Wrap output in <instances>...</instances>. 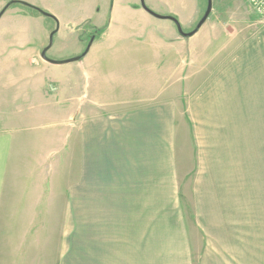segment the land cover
I'll return each instance as SVG.
<instances>
[{"label":"crops","instance_id":"crops-1","mask_svg":"<svg viewBox=\"0 0 264 264\" xmlns=\"http://www.w3.org/2000/svg\"><path fill=\"white\" fill-rule=\"evenodd\" d=\"M9 1L48 12L54 34L94 25L83 53L78 35L50 56L74 65L40 52L41 66H0V264H194L173 150L182 105L201 134L227 140L215 164L203 154L227 166L229 205L198 208L197 264H264V205H252L264 198V22L209 18L185 37L168 17L186 33L197 5L188 17L122 0L0 10ZM12 7L0 18L34 16Z\"/></svg>","mask_w":264,"mask_h":264},{"label":"rangeland","instance_id":"rangeland-1","mask_svg":"<svg viewBox=\"0 0 264 264\" xmlns=\"http://www.w3.org/2000/svg\"><path fill=\"white\" fill-rule=\"evenodd\" d=\"M111 1L113 0H108L109 7ZM122 1H135V3L140 6L143 3L147 9H149V2H153V4L158 5L160 11L173 13L181 17H188L197 5V21L194 26L186 29V33L191 32L195 28L197 22L203 16L207 5V0ZM211 4V12L206 20H227L228 22H224L223 24L226 27L229 26L231 29L246 30L249 29L251 25V29L254 30L260 26L259 21L264 22V19H259L253 15L246 0H211ZM17 6L18 5H13V7ZM36 8L42 10L39 7ZM24 10L29 12L26 9ZM29 13L34 14V16L20 21L8 18L6 15V17L2 16V19L0 18V66H41L30 63V59L33 54H40V52L48 46L50 34L54 31L55 26H52L53 22L51 19L36 12L30 11ZM117 14L124 15L125 12L119 11ZM109 17V13H107L105 21H108L110 19ZM177 22L179 24L178 20ZM226 23L229 25H226ZM93 25V22L77 24L78 33L67 31L62 34L59 33V28H57L58 32H56V34L53 33L52 45L49 50H47V57L50 59L52 55L67 53L72 45L77 44L76 40H78V35L80 39L86 43L82 51L83 53L87 49L86 47L89 43V38L86 39L87 34L85 37V32H89ZM98 32L99 30H93V33ZM72 64L74 65L76 62L60 66H69ZM52 79L55 81L57 80V78H50L49 76V82H53ZM181 108L178 121L175 123L177 132L173 140V150H175V173L179 181V197L183 217L189 234L192 237L193 247L191 249L194 251L193 263L197 264V245H199L201 241L202 234L197 225L198 208L200 209V207L206 206L223 207L229 205L227 166L206 167L204 165L206 159L203 157V154L208 156L210 152V157L212 158L211 164H215L218 158V150L215 151V145L213 146V144L216 143L217 146H222V148L227 147V140L226 137L221 141L218 136L201 134L199 129L197 130L195 128L194 122L191 120V115L187 112L185 107L182 105ZM220 137L222 138V136ZM63 153L64 152L61 153V166L59 171L56 172L60 175L67 174L69 169L66 165L67 156ZM261 169L262 175H264L263 167ZM209 174H211V176H208ZM263 202L264 198L253 199L252 205H264ZM236 205H243L242 201L237 199Z\"/></svg>","mask_w":264,"mask_h":264},{"label":"water","instance_id":"water-1","mask_svg":"<svg viewBox=\"0 0 264 264\" xmlns=\"http://www.w3.org/2000/svg\"><path fill=\"white\" fill-rule=\"evenodd\" d=\"M142 8L144 10H146L147 12H149L150 14L152 15H155L153 14L151 11H149V9H147L143 3H142ZM211 8H212V4H211V0H207V5H206V9H205V12L203 14V16L201 17V19L197 22L195 28L191 31V32H188V33H183L180 26L177 25V29L178 31L180 32V34H182L183 36L185 37H190L191 35H193L201 26L202 24L206 21V19L208 18L210 12H211ZM156 16V15H155ZM170 18L171 20H173L175 22V20L171 17H168ZM177 24V23H176ZM52 36H53V32L50 34V37H49V44L48 46L42 51L41 53V58L48 62V63H51V64H64V63H68V62H71V61H74V60H77L78 58H75V59H72V60H65V61H54V60H51L49 59L47 56H46V52L47 50L50 48L51 44H52Z\"/></svg>","mask_w":264,"mask_h":264},{"label":"trees","instance_id":"trees-1","mask_svg":"<svg viewBox=\"0 0 264 264\" xmlns=\"http://www.w3.org/2000/svg\"><path fill=\"white\" fill-rule=\"evenodd\" d=\"M13 5H18L17 7H21L22 9H26L28 10L29 12L32 11V12H36L40 15H43L49 19H54L49 13L43 11V10H40L34 6H31L30 4H27V3H24V2H16V1H9L7 2V4L0 10V14L3 13L8 7H11ZM174 20H175V23H177L176 25L179 26L176 18L172 17ZM55 20V19H54ZM104 30V27L103 28H100L99 29V32L97 33L98 35Z\"/></svg>","mask_w":264,"mask_h":264},{"label":"built area","instance_id":"built-area-1","mask_svg":"<svg viewBox=\"0 0 264 264\" xmlns=\"http://www.w3.org/2000/svg\"><path fill=\"white\" fill-rule=\"evenodd\" d=\"M253 15L259 19H264V0H246Z\"/></svg>","mask_w":264,"mask_h":264}]
</instances>
